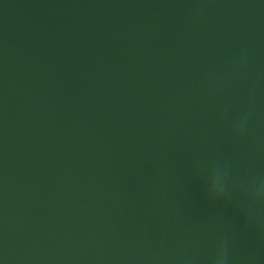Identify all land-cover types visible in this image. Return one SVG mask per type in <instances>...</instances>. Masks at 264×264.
I'll list each match as a JSON object with an SVG mask.
<instances>
[{
  "label": "water",
  "instance_id": "95a60500",
  "mask_svg": "<svg viewBox=\"0 0 264 264\" xmlns=\"http://www.w3.org/2000/svg\"><path fill=\"white\" fill-rule=\"evenodd\" d=\"M0 264H264V0H0Z\"/></svg>",
  "mask_w": 264,
  "mask_h": 264
}]
</instances>
